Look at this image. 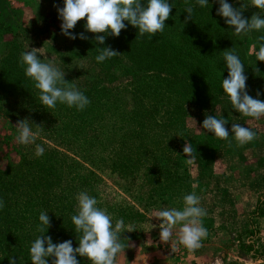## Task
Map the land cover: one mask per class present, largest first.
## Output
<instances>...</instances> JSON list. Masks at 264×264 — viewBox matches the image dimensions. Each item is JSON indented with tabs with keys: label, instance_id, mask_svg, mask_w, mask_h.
Masks as SVG:
<instances>
[{
	"label": "rangeland",
	"instance_id": "374dc122",
	"mask_svg": "<svg viewBox=\"0 0 264 264\" xmlns=\"http://www.w3.org/2000/svg\"><path fill=\"white\" fill-rule=\"evenodd\" d=\"M248 1L251 5V0ZM54 5L62 8L64 0H0V17L9 30L4 40L22 44L25 51L41 48L38 55L44 62L53 63L65 72V77L77 76L91 64L87 59L63 62L60 53L68 52L74 43L62 34V20ZM251 8L253 14L260 11L252 5ZM260 14L264 17V11ZM85 24L86 18L78 21L75 28L93 35L86 31ZM4 51L5 45L1 44L0 64ZM256 51L250 46L247 53L252 56ZM258 99L264 101V94ZM64 105L59 103L54 109L43 106L42 112L66 121L65 127L69 130H79L84 122L85 132L79 134L75 157L106 184L100 191L88 193L112 216L113 225L119 219L125 224L119 234L124 250L117 254L115 264H264V217H253L254 207L259 200H264V116L259 119L244 116L235 111L229 97L220 92L210 93L204 106L185 102L175 95L172 102L159 106L156 120L142 117L137 112L124 116L106 114L98 100L83 111L67 105V113L56 110L58 106L66 108ZM41 115L39 95L35 99H19L0 87V169L35 152L39 139L33 144H20L16 139V124L27 118L32 130L37 129ZM207 115L227 121L228 140L219 139L203 129ZM232 124L249 127L256 133V138L238 146L231 132ZM158 125L169 128L162 130ZM95 130L97 132H93ZM163 137L165 145L159 149L153 140ZM185 143L192 147L191 164L188 163L190 157L183 152ZM146 144L153 151L157 150V156H164L165 172L168 176L171 174L170 180L174 178L167 185L160 184L156 190L153 184L145 183L144 174L150 168L149 174L157 178L162 159L146 155ZM114 146L122 147V155L142 156L138 174L124 180L113 172L110 155ZM249 171L253 174L247 175ZM238 178H241L240 182ZM243 186L248 189L243 191L240 189ZM193 192L200 199L199 206L207 211L202 222L208 236L201 241L199 249L190 252L179 243L180 225L173 229L169 241H161L159 224L162 221L155 214L165 208L183 210L184 196ZM128 210L143 214L145 219H139V223L125 219ZM77 259L79 264H86L85 257L77 255Z\"/></svg>",
	"mask_w": 264,
	"mask_h": 264
},
{
	"label": "trees",
	"instance_id": "16d2710c",
	"mask_svg": "<svg viewBox=\"0 0 264 264\" xmlns=\"http://www.w3.org/2000/svg\"><path fill=\"white\" fill-rule=\"evenodd\" d=\"M141 2L146 3V0ZM208 2L206 7L201 8L195 0H190L193 19L185 23L188 14L184 0H171L173 8L169 19L165 21V29L152 38L148 34L140 36L138 28L127 21V27L121 30L120 36H106L103 45L93 37L97 34L88 35L75 28L72 30L77 35V39L72 41L74 47H69L66 53L61 52L60 56L66 64L87 59L91 67L65 79L76 85L91 103L100 101L106 114L124 116L137 112L142 117L156 120L159 106L172 102L175 95L180 100L200 106L207 104L210 93L227 95L222 88V81L228 76L223 51L234 47L245 67L248 94L261 97L264 94V62L257 60L255 55L249 56L247 52L250 46L258 51L256 38L264 35V30L238 36L234 27L227 25L225 19L216 14L218 0ZM228 2L236 8L246 4L248 7L243 11V16L251 19L253 10L248 0ZM8 33L0 17V46L5 45L0 64V87L16 98L35 99L39 90L21 66L20 57L25 50L20 43L4 40ZM80 33H84L88 39H80ZM107 46L120 55L98 63L95 59L99 55L97 48ZM64 106L66 108L58 106L56 110L67 113L69 108ZM43 110L39 100V114H42L39 116V125L42 127L37 141L44 147V154L37 157L35 152H31L19 162L0 169V200L5 204L0 210V264H9V257H15L17 264H31L30 246L41 235L37 228L41 223L39 215L42 211L50 217V227L48 230L45 228V235L51 236L53 243L72 240L73 247H78L79 234L75 232L71 221V216L78 211L76 196L81 191H100V187L106 185L75 157L79 134L85 132L84 122L79 130H69L65 127L66 121L44 115L46 111ZM159 126L162 130L169 128L168 125ZM153 141L160 149L166 140L163 137ZM145 146L146 155L162 159L159 166L161 172L157 178L149 174L150 168L144 174L145 183L153 184L156 190L160 184L167 185L174 178L170 180L171 174L168 176L169 173L165 172L164 156H157V150L153 151L147 144ZM117 147L114 146L113 154L110 155L113 172L127 180L140 172L142 156L122 155V147ZM156 165L158 167L159 163ZM90 176L94 177L88 180ZM253 217H264V200H259ZM124 218L139 223V219L143 220L145 216L128 210ZM52 259L48 258L49 264ZM85 259L86 264H91Z\"/></svg>",
	"mask_w": 264,
	"mask_h": 264
},
{
	"label": "clouds",
	"instance_id": "9594fccd",
	"mask_svg": "<svg viewBox=\"0 0 264 264\" xmlns=\"http://www.w3.org/2000/svg\"><path fill=\"white\" fill-rule=\"evenodd\" d=\"M185 23L193 19V6L190 0H184ZM201 8L206 7L208 0H195ZM219 8L217 15L225 19V23L234 27L235 34H249L253 31L264 30V17L260 12L264 11V0H251V5L259 9L258 13L247 19L243 16V11L248 7L243 4L241 8H236L228 0H218ZM57 7L59 19L62 20L61 32L72 40L77 39V35L69 30L74 29L78 21L86 18V31L97 34L95 40L103 45L106 36L119 37L122 29H126L128 24L138 28L139 35L148 34L150 38L163 33L172 11V4L169 0H64V6ZM103 33L104 35H99ZM79 38L88 39L84 33L79 34ZM258 51L256 59L264 62V35L256 38ZM41 49V48H40ZM40 49L32 48L30 51L21 53V66L24 67L25 75L31 78L35 88L39 90V100L44 107L54 109L57 102L66 104L68 107H75L83 111L91 101L76 85L65 79V72L51 62H44L38 55ZM99 55L96 56L98 63L104 62L120 55L111 46L97 48ZM224 60L228 69L227 78L222 81L223 91L230 99L233 109L246 117L259 119L264 116V101L253 98L246 89L247 76L245 67L235 53L234 47L223 51ZM260 93L257 92V96ZM36 125V124H35ZM225 119H217L213 115H207L203 121V129L213 133L217 138L228 140L229 130L226 128ZM41 125H36L37 131L33 132L30 121L25 118L18 120L16 124L17 141L20 144L28 145L35 143ZM231 132L234 134L238 146L253 141L256 133L249 127L241 124H232ZM231 144V141H229ZM44 147L36 144L35 155L37 157L44 154ZM183 152L187 154L188 163L193 161L192 147L190 143H185ZM78 201L77 214L71 216L75 232L78 235L79 246L74 248L72 240L60 243H53L52 237L45 235V228L50 227V217L47 212H41L39 221L41 222L37 230L41 233L30 246L31 264H49V257H52L51 264H79L77 255L85 257L91 264H115L117 254L124 250V244L120 242V232L124 229L123 219H119L113 225L112 216L106 209L98 207V200L90 196L87 191L77 194ZM184 208H165L158 211L155 217L162 221L159 224L160 239L163 242L169 241L173 236V229L179 227V243L185 246L190 252L201 247V241L208 236V230L203 226L202 218L207 215V211L199 206L200 199L193 192L183 198ZM3 200H0V210L4 208ZM47 232V231H46ZM9 264H17L15 257H9Z\"/></svg>",
	"mask_w": 264,
	"mask_h": 264
},
{
	"label": "crops",
	"instance_id": "0c3cea01",
	"mask_svg": "<svg viewBox=\"0 0 264 264\" xmlns=\"http://www.w3.org/2000/svg\"><path fill=\"white\" fill-rule=\"evenodd\" d=\"M250 174H253V173H250V171H249V174H247V175H250ZM243 177V176H242ZM238 180H239V182L241 181V178H238ZM246 186H248L247 184H246ZM246 186H243L242 188H240V189H245V190H247L248 188H246ZM241 190V191H242ZM245 190H243V191H245ZM243 196V195H242ZM244 196H246V194H244ZM244 203H245V201H244ZM258 204V203H257ZM257 204H256V207H257ZM256 207H254L255 209H256ZM252 210V209H251ZM245 212H246V209H245Z\"/></svg>",
	"mask_w": 264,
	"mask_h": 264
}]
</instances>
